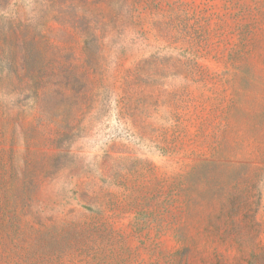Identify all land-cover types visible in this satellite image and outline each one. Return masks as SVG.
<instances>
[{
  "label": "rangeland",
  "instance_id": "obj_1",
  "mask_svg": "<svg viewBox=\"0 0 264 264\" xmlns=\"http://www.w3.org/2000/svg\"><path fill=\"white\" fill-rule=\"evenodd\" d=\"M0 264H264V0H0Z\"/></svg>",
  "mask_w": 264,
  "mask_h": 264
}]
</instances>
